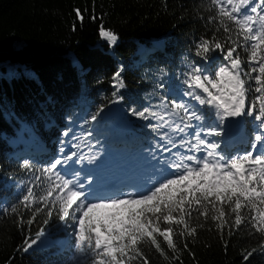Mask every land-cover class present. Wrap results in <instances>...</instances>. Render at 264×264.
Returning a JSON list of instances; mask_svg holds the SVG:
<instances>
[{
    "label": "trees",
    "instance_id": "trees-1",
    "mask_svg": "<svg viewBox=\"0 0 264 264\" xmlns=\"http://www.w3.org/2000/svg\"><path fill=\"white\" fill-rule=\"evenodd\" d=\"M216 15L211 0H0V264H88L77 252L70 256L59 240L75 225L55 214L43 224L47 209L28 224L34 209L44 206L26 209L20 201L37 176L47 187L41 173L67 135L94 146L105 141L102 117L112 104L138 134L131 142L119 141L127 152L157 142L162 130L131 110L159 111L162 96L178 100V91H190L184 81L193 67L213 58V74L225 63L220 50L206 59L196 55L202 40L230 46L218 20L210 19ZM101 27L117 36L115 44L100 35ZM117 71L122 87L113 79ZM254 129L246 120L247 133ZM31 138L35 143L28 146ZM34 190L42 194L41 188ZM197 215L190 227H203L194 236H174L178 251L159 237L163 253L141 245L149 264H264V236L247 221L229 234L228 227L220 231L216 221ZM41 227L55 242L25 250V241Z\"/></svg>",
    "mask_w": 264,
    "mask_h": 264
},
{
    "label": "snow or ice",
    "instance_id": "snow-or-ice-1",
    "mask_svg": "<svg viewBox=\"0 0 264 264\" xmlns=\"http://www.w3.org/2000/svg\"><path fill=\"white\" fill-rule=\"evenodd\" d=\"M211 5L217 15L210 19L218 20L220 29L228 34L230 46L202 40L196 55L206 59L210 51L220 50L226 63L213 74H202L199 67H193L184 81L190 91L183 95L214 109L217 128L207 127L205 115L183 100L162 96L159 111L148 107L131 110L136 117L156 120L152 125L155 130L168 129L161 135L167 143L157 147L171 156L157 160L159 167L153 173L157 179L144 191L97 196L91 186L86 188L84 183L67 179L57 171L58 165L67 164L77 155L72 152L42 171L41 175L47 176V187L38 183L41 176H37L20 201L26 209L32 204L44 206L34 209L28 224L34 222L36 213L47 209L43 224L55 214L65 224L75 225V250L88 264H149L141 245L150 244L163 253L158 237L176 252L174 236H194L197 227H203H190L194 212L197 219L216 221L220 231L228 227L231 234L247 221L264 236V0H211ZM77 15L80 16L78 10ZM100 35L109 44L117 41V36L103 27ZM113 79L123 86L119 71ZM97 115L91 120L95 121ZM245 116L257 122L251 144L256 151L235 156L218 152L219 144L208 137L221 135L219 125L225 120ZM170 133L184 135L177 142ZM173 148H184L186 153H173ZM85 159L92 163L96 156L81 155L76 162ZM23 167L31 168L28 162ZM36 188H41L42 194ZM18 210L11 209L14 213ZM233 214L234 220H230ZM44 233L41 227L35 238L26 240L25 250L36 245ZM251 255L248 252L244 258Z\"/></svg>",
    "mask_w": 264,
    "mask_h": 264
},
{
    "label": "rangeland",
    "instance_id": "rangeland-1",
    "mask_svg": "<svg viewBox=\"0 0 264 264\" xmlns=\"http://www.w3.org/2000/svg\"><path fill=\"white\" fill-rule=\"evenodd\" d=\"M180 100H183L185 103H187L191 108L196 109L195 106H197V103H195L192 98L190 100L184 99V97ZM118 111V114L113 115V114H108L107 111L104 112L103 117H102V124H103V130H104V136L109 138V130L115 129L118 132V135H124L128 134L133 131V127L131 124L126 122L123 117L121 112L116 108ZM197 110V109H196ZM230 120L234 122H241V119L239 118H229ZM229 119L225 120L223 125H219V129L222 131V134L219 136H209L208 139L211 141H214L218 143V140L223 137L224 140H226V135L224 134V130L226 129L227 122ZM157 122L156 120H154ZM120 123V128L118 124ZM205 125L207 127L211 128H217V125L219 122L217 121L216 117L213 119H208V117H205L204 121ZM163 131H168L167 127L162 128ZM170 135L173 136V138L178 142L181 137L184 134H174L170 133ZM225 135V136H223ZM123 136V137H124ZM68 140L64 141L63 144L58 149V153L56 154V159H61L67 155H70L72 152H76L77 155L72 158V160L68 161L67 164H62L57 166V171L60 172L61 175L65 176L66 178H72L76 179L81 183L85 184V187H93L96 186L100 183H103L105 180H108L112 177L117 178L118 176L121 175H129V174H138L139 178L137 177V188L138 190H142L143 185L138 186V182L142 177H150L152 178V182L157 179L153 175L154 171L159 167L157 164V160L159 159H164V158H169L171 156L170 153L168 152H162L161 148L159 147H153L149 145V143L143 147L140 151L135 152L133 154L128 155L126 152H124L123 149L118 148V145L111 144V143H101L99 144V147H95L92 144L86 143L80 139H77L75 137H72L71 135H67L66 139ZM190 138V137H188ZM21 138H18L16 142H21ZM33 139H30L26 144L30 145L33 143ZM159 145H165L167 142L165 140H160ZM78 145L79 147H76ZM170 147V145H168ZM63 149V151H61ZM233 152H225L224 155H231L235 156L238 153L243 154L242 152H236L234 150L235 148H232ZM228 150L231 151V148H228ZM181 152V153H186V149L184 148H173L172 152ZM219 152V149L217 150ZM251 151L255 152L256 150L252 149ZM81 155L85 156H92L95 155L96 159L92 162L89 163L87 159H85L82 162L77 163L76 161ZM153 156L156 157V159H153ZM54 160V161H55ZM109 166H112L113 168L107 169ZM97 169L95 174H91V172ZM75 173H79V176H76ZM142 177H141V176ZM89 181H91V185H89ZM75 232H68V239L71 240L75 236ZM40 240H43L44 242L40 243V245H45L46 239L47 238V243L51 242L53 238L49 235L41 236Z\"/></svg>",
    "mask_w": 264,
    "mask_h": 264
},
{
    "label": "bare ground",
    "instance_id": "bare-ground-1",
    "mask_svg": "<svg viewBox=\"0 0 264 264\" xmlns=\"http://www.w3.org/2000/svg\"><path fill=\"white\" fill-rule=\"evenodd\" d=\"M44 242L43 240H38L36 245H40V243ZM42 245V244H41Z\"/></svg>",
    "mask_w": 264,
    "mask_h": 264
}]
</instances>
